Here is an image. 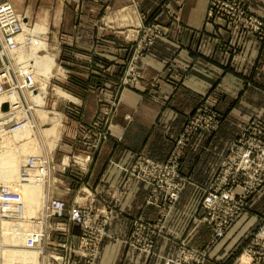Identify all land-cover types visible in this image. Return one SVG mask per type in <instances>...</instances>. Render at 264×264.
Returning a JSON list of instances; mask_svg holds the SVG:
<instances>
[{
  "label": "crops",
  "instance_id": "obj_1",
  "mask_svg": "<svg viewBox=\"0 0 264 264\" xmlns=\"http://www.w3.org/2000/svg\"><path fill=\"white\" fill-rule=\"evenodd\" d=\"M208 1L66 0L42 4L39 0H29L25 9L36 20L40 18L38 12L46 11L45 20L53 43H59L61 35L77 52L95 44L96 47L104 46L112 39L106 36L104 40L103 28L98 26L105 9L121 11L115 13L113 20L103 21L115 33L122 27L147 23L144 18L147 14L149 21L156 16V22L166 32L155 40L140 61L143 77L140 87L122 91L117 116L112 121V136L94 158L81 183L100 194L96 202L98 207H103L104 198L116 196L119 199L111 208L107 236L96 264H163L162 257L173 255L182 238H187L190 245L203 247L209 241L211 230L199 224L196 216L201 188L212 180L228 143L242 125L253 115L264 118V38L241 37L235 30L206 25ZM163 4H168L175 12L176 20L168 17ZM248 4L253 13L264 18V0H248ZM58 50L59 45L56 52L60 54ZM236 62L239 68L234 67ZM60 71L66 72L61 67ZM94 81L100 88L88 92L83 99V122L89 121L97 109L98 91L101 88L111 90L115 79L105 74L95 77ZM206 97L210 101L214 99L223 114L220 130L211 135L198 133L189 144L181 160L188 183L165 229L159 234L162 235L153 245L151 255L128 243L127 238L135 220L155 224L159 208L146 202L147 185L137 179L126 180L120 166L128 165L139 151L156 160H164L186 115ZM56 154L61 156L57 161H61L63 153ZM75 177L78 178L70 172L56 177L62 188L55 194L62 196L69 205L75 196L79 202H85L83 191L77 190L81 184H76ZM53 183L55 186L56 182ZM262 211L264 188L252 198L225 237L213 246L205 264H222L221 261L238 251L258 226ZM79 232L78 227H72L73 242H77Z\"/></svg>",
  "mask_w": 264,
  "mask_h": 264
},
{
  "label": "built area",
  "instance_id": "obj_2",
  "mask_svg": "<svg viewBox=\"0 0 264 264\" xmlns=\"http://www.w3.org/2000/svg\"><path fill=\"white\" fill-rule=\"evenodd\" d=\"M234 1L216 0L209 11L210 18L226 15L224 19L232 29L264 36V21L251 14L243 2ZM23 18L9 2L0 4V55L4 61H7L3 62L4 67L0 69V95L14 92L23 94V91L37 90L39 86L35 80V74L29 69L20 68L22 70L18 72L20 76L17 77L15 71L10 69L11 63L8 56L2 51L4 45L5 50L16 48L19 45V37L23 34ZM25 39L27 42V38ZM30 40L32 41L31 38ZM8 105L11 107L10 103ZM23 123L22 120L19 124ZM101 125L102 122L99 124V121H94L90 127L99 126L97 129H100ZM202 128L204 127L195 125L191 128L190 126L187 128V134L197 129L202 131ZM85 131L86 129L83 130V132ZM251 138L264 141V123L253 121L247 123L244 133L229 146L221 166L210 183L201 188L197 220L212 230L207 250H204L207 252L190 244H181L176 257L174 259L163 258V264H203L206 259H209L210 249L225 237L231 225L245 211L249 198L262 190L264 187V147L261 144L256 146ZM188 143V137H179L172 155L165 161L159 162L147 156L138 155L139 157L137 156L128 166H120V169L128 177L140 180L149 186L146 202L159 208L160 215L157 224L135 220L131 237L128 239V243L150 254L153 252L154 238L165 227V219L175 208L188 183L189 178L182 172L180 162L181 152ZM91 155L86 151L83 154H65L61 159L60 167H57L55 156L51 150L46 158L40 155L31 156L29 164L31 166L39 164L45 169L43 170L41 167L47 183L52 180L57 184L56 176H62L68 169H70L68 172L78 176L79 179H77L83 183L80 176L88 173L92 160ZM78 156L85 159L84 165H82L83 162L76 160ZM65 159L67 162L64 163ZM73 170L75 173L71 172ZM77 190L78 192L83 191L85 202H79L75 196L74 202L69 205L62 196L51 194L50 188L45 198L44 215L41 221L42 230L37 234L28 235L26 238L27 245L39 244L43 250H45L44 247L52 245L53 237L56 235L70 238L57 243L66 251L64 256H52L57 264H78L77 257L81 258L84 264H94L98 258L100 246L107 236L110 210L104 209V206H96L97 194L95 195L88 186L81 185ZM1 192L9 193L7 187H2ZM4 204L5 202L2 203V205ZM6 210L7 205L3 211ZM7 218L9 216L2 214V219ZM72 227L79 228L77 242L72 241ZM254 237L255 243L244 250L243 257H241V252L225 264H264V216ZM252 248H258L263 253H258Z\"/></svg>",
  "mask_w": 264,
  "mask_h": 264
},
{
  "label": "rangeland",
  "instance_id": "obj_3",
  "mask_svg": "<svg viewBox=\"0 0 264 264\" xmlns=\"http://www.w3.org/2000/svg\"><path fill=\"white\" fill-rule=\"evenodd\" d=\"M39 1L42 4H46L49 2L50 3H52V2L58 3L60 1L65 2L66 0H39ZM102 1L105 2V0H102ZM221 1H228V0H221ZM232 1H234V0H232ZM236 1H238L237 3L243 2L244 5L250 10V5L248 4V0H236ZM3 2L11 3L14 6V8L18 11L19 14H21L23 17L27 16L28 18H26V22H29L28 23L29 27H34L37 23H39L41 25L43 24L45 26V29H47L45 31H47V32H46L45 36L43 35L41 38V39H44L45 43H47L46 47H48L45 51V55L47 57H52L54 60V63L51 64V66L53 68L51 69V67L49 66V69H48L50 76H49V80H48L46 96L43 99V101H41L42 104L35 105V106L31 105L30 107H28L30 103H32V104L34 103L33 102L34 100L30 101L28 104H26L24 101V106L22 107L20 115L17 118H13L11 120V122L8 119L4 123L9 125L10 123L18 120V118H20V117L21 118L27 117V118H29V121H31L33 123H35V122L37 123V114L39 116V114L42 111L45 110V111H51V112L57 113L60 116V119L62 120V121L60 120L61 121L60 125H57V123H54V124L48 123V124L44 125V127L42 129V131L44 132L43 138L45 140L48 138L46 140L47 142L45 141V143H46L45 148L47 150L49 149L48 152H50V150H53V155L55 156L57 167H60V165H61L60 164L61 161L60 160L57 161V159L61 157V156H57V154H56L57 152H62L63 153L62 157H63L65 154H77V153L83 154L84 151H86V152L92 154L91 155L92 160L90 162L92 164L94 158L99 153V151L102 149L105 142L108 140V138L110 136H112V133H111L112 121L117 116V112H118V108H119V102H120V95H121L122 91L124 89H137L140 87V82L143 78L142 77V70L140 68V61L142 60L144 55L147 53V51L150 49V47L154 44L155 40L164 36V34H166V32L161 27V24L156 22L157 21L156 16H154V18L151 21H149L150 16L147 14V16L144 17L145 20H147V23L146 22L141 23L137 27H130V28L122 27L120 29H117L118 33H115V32H113L115 30L109 29L108 27H106L104 25V22L113 20V18L116 16L115 13L118 14L119 10L113 11V10L105 9L102 16H101L102 20L99 18L100 20L98 21V24H99L98 26L103 28V32H104L103 33V35H104L103 39L104 40H105L106 36H108V37L112 36V39H109L110 40L109 43H107V42L104 43V46L97 45L98 47H96V44L94 43L95 45L90 47L89 49H85L83 52H77V50H75V48L72 45H70V41L65 40V38H63L61 35H60L59 43H55V44L53 43V40H54L53 35H52V33H50L51 30L48 27L46 20H45L46 19L45 18L46 11L38 12L39 13L38 17H40V18L38 20H36L32 17L30 12L29 13L25 12V9L28 5L29 0H0V4ZM214 2H216V0H209L208 1V9L206 12L205 24L211 25V26L212 25L213 26H220L222 28L234 30L231 27H229L230 25L224 19L226 15L216 16V17L210 18L209 11L211 9V6L214 4ZM163 8L166 10V13L168 14L169 18H175V20L177 19L175 12L170 9V6H168V4H163ZM119 12H121V11H119ZM250 12H251V14L257 16L251 10H250ZM257 17H259V19L264 21V18H262L260 16H257ZM106 30H107V32H106ZM238 34L241 35V37H244L246 35H252V36H255L256 38H259V39L264 38V36H261L259 34H255V33H251V32H238ZM27 35L29 36L31 34H26V36ZM27 38H28L27 39L28 41L30 40V38L32 40L38 39L36 37H27ZM28 41L25 44L26 48L24 47V49H26V50L28 49L29 44H32V45L34 44V42L32 43L31 40L29 42ZM58 45H59L58 51H60V54L58 52H56ZM120 52L121 53L123 52V54H124L123 57L122 56L120 57ZM50 54H52V55H50ZM119 59L121 61H119ZM3 62H7V61H4L2 59V56H0V69H2L4 67ZM113 64H117L115 68H111L113 66ZM60 67L66 70L65 74L60 73L61 72ZM234 67L239 68L238 62H236ZM72 70H75L76 73H73ZM105 74L108 77L111 76V78H114L115 82L110 87L111 90H104V88H101L98 91L97 109H96L93 117L89 121L83 122L82 121V117H83L82 101H83V99H85V97H87L88 92H90V91L95 92L96 89L100 88L94 84L95 83V81H94L95 77L101 78ZM35 77H37V80L41 83L42 74H41V77H40V75L39 76L36 75ZM151 85L154 87L156 86V84L154 82H152ZM58 91L66 92L70 96L72 95V97L75 99V101H73V100L69 101V100L61 97L59 95ZM19 94H22V93L19 92ZM21 97L23 100L25 99L23 95H21ZM4 101L5 102H3V103L7 104L8 100H7V102H6V100H4ZM214 102H215L214 99H213V101L212 100L210 101L209 98H207V97L203 98L193 108V110L186 115L184 122H183V125H182V128H181V131H180L179 135L177 136V138L174 140V143H173L170 151L168 152V154L164 160H156V159L146 155L142 151H139L135 154L133 160L129 164H131L136 159V157L138 155L139 156L140 155L147 156V157L152 158V159L159 161V162L169 159L170 156L172 155V151L174 150V147H175L177 140L181 136H183L184 138L188 137V139H189V143L187 144V147L184 150H182V152H181V159L180 160H182L183 155L185 154L189 144L192 142V140L196 134L203 132L204 134L211 135V134H215L217 131L220 130V126H221V123H222V120L224 117H223V114L219 112V110L217 109ZM3 103L1 104V107H2L1 109H3V105H4ZM31 107H33V109H35V112H36L35 114H32ZM9 110H10V107L7 104V109L6 110L3 109V111H9ZM94 121H99V124L102 122L100 129H97V128H99V126L96 128L90 127V125ZM251 121L264 123V118H262L259 115H253L252 117H250L242 125V127L240 128L238 133L234 136V138H232L230 140V142L228 143L227 148H226V152H225L222 160L225 158L231 143L234 140H236L237 138H239L244 133V130L246 128L247 123L251 122ZM4 125L2 126L3 129H4ZM195 125L200 126V127H204V128H202L203 129L202 131L199 130L200 129L199 128V129H197L198 131L193 130L190 134H187V128L190 126H191V128H193ZM52 128H53V130H52ZM81 128H82V130H81ZM3 129H1V132H3L4 134L0 135V143L2 141L1 144H3L5 146V148L3 150L5 151V149H7L8 147H10V148H8L9 150H13L15 146L9 140V138L11 139L12 133L8 131V132H6L7 133L6 134ZM85 129H86V131L83 132V130H85ZM95 129H97V130H95ZM54 131H55V133H54ZM45 134L47 137L45 136ZM85 135H87L88 137H86ZM3 140H4V142H3ZM7 140H9V142ZM38 140L40 141V138H38ZM5 141L7 144L5 143ZM39 141L32 140V143L30 142L29 144H26V145L22 144L21 149L23 146H24L23 148L25 149L23 156L35 155V154L41 155V153L45 151V148L42 144L37 146V143ZM252 142L256 146L261 144V146L264 147V141H262L261 139H257V140L252 139ZM26 147H27V149H26ZM67 149L71 150V152L68 151ZM63 150H66L67 152H64ZM38 153H40V154H38ZM222 160H221V162H222ZM221 162H220V164H221ZM220 164H219L218 168L221 166ZM128 165H126V166H128ZM120 170L122 173H124L122 171V169H120ZM68 171H70V169H68ZM66 173H64L62 175H65ZM85 174L87 175L88 173H85ZM124 175L126 176V180L134 179L132 177L131 178L128 177L127 174H125V173H124ZM56 177H58V176H56ZM80 177L83 179L84 175H82ZM76 179H77V177H75V179H74L76 181V184L80 185L81 184L80 180H76ZM9 180H11V181H9ZM5 181L8 184L9 183L12 184L11 186L13 188L16 185H18V186L23 185V184L19 183L18 179H7V180L0 179V183L3 182V184H6ZM14 182L16 183V185ZM53 184L54 183L52 182V187H51L50 193L51 194H54V193L59 194L58 191L61 190L62 187L59 186L58 184H55V186H53ZM48 186L50 188L49 183L46 184V187H47L46 191L47 192L49 190ZM147 188H148V191H147L146 198L148 197V194H149V186L148 185H147ZM183 191H182V193H183ZM259 192H257L256 194H258ZM93 193L95 195L96 194L98 195V196L96 195V198L100 197L99 193H96L94 191H93ZM255 195H253L249 198L247 204H249V202L252 200V198ZM200 197H201V193L199 195V199H200ZM104 199L106 201L103 202V204H104L103 208L109 209L110 213H111V208L115 205L116 202H118L119 199L116 196L115 197L113 196V198L111 197V199H107V198H104ZM179 200H180V198H179ZM179 200H178V202H179ZM178 202L176 203L175 208L177 207ZM260 207L262 208V206H260ZM17 208L18 209H16V210L21 213L22 207H17ZM198 213H199V209H198ZM198 213H197V217L199 216ZM21 214H23V213H21ZM159 215H160V213H159ZM171 215H172V212L165 219V223L171 217ZM240 215H239V217H240ZM26 216H28V215H26ZM34 216L36 218L39 215H34ZM263 216H264V212L261 215L262 219H263ZM0 218H1V216H0ZM7 219L1 218V220L9 221V218H7ZM158 219H159V216L156 219V224L158 222ZM237 219H236V221H237ZM10 220H11V218H10ZM261 220L259 221L258 226L256 228H254V230L244 240L242 245L239 247L238 251L236 250L234 252V254H231L227 259L221 261L222 264H225L230 259L231 260L234 259L235 256L239 255L241 252H242L241 257H243L244 250L247 249V247H249L251 244L255 243L254 234H255L256 230L259 228V226L261 224ZM21 221H23V220L21 219ZM109 221H110V216H109L108 224H109ZM235 222L231 225V227L235 224ZM199 224H202V223H199ZM33 226H34V222H30V228ZM107 227H108V225H107ZM208 228H210V227H208ZM164 229H165V227L161 230L163 231ZM210 230H211V228H210ZM131 231H132V228H131ZM131 231H130V234H131ZM130 234L128 235L127 241L129 239V237H131ZM161 235H157L154 238V244L160 238L159 236H161ZM211 236H212V230H211ZM211 236H210V238H211ZM210 238H209V240H210ZM0 239H2V238H0ZM66 239H70V238H66V237H63L60 235H56L53 237L52 245L45 247L46 252H44V255L47 259L45 257H44V259L47 260L46 264H57V261L52 259L53 255H56V256H64L65 255L66 251L64 249H62L60 246H58L57 243L59 241H65ZM187 240H188L187 238H182L180 240V243L178 244L176 250H175V253L173 255H170V256H163L162 260H164L163 258L174 259L176 257V255L178 254V247L181 244H190L189 241H187ZM208 242H206L205 245H203V247H196L193 245L192 246L199 248L200 250H203V252H207L204 250H207ZM49 247H51L52 249H50ZM39 248H41V247H39ZM100 249H101V246H100ZM252 249L258 253H263V251L259 250L258 248H252ZM210 251H211V249H210ZM210 251H209V253H210ZM38 253H39V250H38ZM153 253H154V251L151 253V255ZM209 253H208V255H209ZM50 254H51V256H50ZM38 256L41 257L40 253L38 254ZM40 257H38L39 261H41ZM98 257H99V255H98ZM97 260H98V258H97ZM208 260L206 259L203 264L207 263ZM18 261H16V263ZM76 261L78 264L80 261L83 262V260L81 258H78V257L76 258ZM83 264H84V262H83ZM94 264H96V262Z\"/></svg>",
  "mask_w": 264,
  "mask_h": 264
},
{
  "label": "bare ground",
  "instance_id": "obj_4",
  "mask_svg": "<svg viewBox=\"0 0 264 264\" xmlns=\"http://www.w3.org/2000/svg\"><path fill=\"white\" fill-rule=\"evenodd\" d=\"M12 7L14 8L13 5ZM26 18L28 17L26 16L23 18V34L19 37V45L16 48L10 50H5L4 45L2 51L3 54L8 56L9 62L11 63L10 69L12 71H15V75L17 77L20 76V74L18 73L22 70L20 68H24L31 70L35 74V76L40 75L41 77L42 74V80L40 83L37 80V77H35V80L39 85L37 90L31 92L23 91V94L14 92L11 94L3 93L0 95V135L4 134L3 132H1V129H3L2 126L5 124L3 130L5 133L8 131L12 133L11 139L9 138V140L15 146L13 150H9L8 148L10 147H8L4 151L3 149L5 148V146L1 144L2 141L0 143V179H18L19 183L23 184L18 186L14 182L17 187L15 186L13 188L11 186L12 184L9 183V185L6 181V184H3V182L0 183V216L1 218L2 214H6L7 216H9V221H4L0 218V238H2L0 239V264H46L47 258L45 257L46 259H44V250L42 246L39 244H36L35 246H29L26 243V238L28 235L30 236L32 234H37L38 232H41L43 227L41 221L44 215L45 198L47 195V183L45 182L43 171L45 169L39 164L36 166H31L29 164V158L31 156H37V154L23 156L25 149L23 148L24 146L21 149V146L22 144L26 145L30 142L32 143V140L39 141L38 138H40V141L38 142L39 144L37 143V146L42 144L45 148V141L48 138L46 140L43 138L44 132L42 131V129L44 125L48 123H57V125H60L62 121L57 113L44 110L39 114V116L37 114V123L35 121V123L29 121V118L27 117H20L18 118V120L10 123L9 125L4 123L8 119L11 122L13 118H17L20 115L22 107L24 106V101L26 104H28L30 101L34 100V103H30L28 107H30L31 105L35 106L42 104L41 101H43L46 96L48 80L50 76L48 69L49 66L51 67V69L53 68L51 66V64L54 63L53 58L47 57L45 55V51L48 48L46 47L47 43H45L44 39H41L43 35L45 36L47 32L45 30L47 29H45V26L43 24L41 25L39 23H37L34 27H29V22H26ZM26 34L31 35L26 36ZM25 37H36L38 39H33L31 42H34V44H29L28 49L26 50L24 49L25 44L27 43ZM58 93L61 97L69 101H75L72 95L70 96L66 92L58 91ZM21 95L24 96V101ZM4 100H6V102L8 100L7 104H11L9 111H3V109H1V104L5 102ZM31 112L32 114L36 113L33 107H31ZM22 120L24 121V123L19 124ZM17 124H19L18 127ZM9 140L7 141L9 142ZM48 150L45 148V153L42 152L40 156L46 158V155L49 153ZM65 160L64 163L67 162V159ZM76 160L83 162L84 165L85 159L83 157L78 156ZM41 167L43 168V170L41 169ZM49 185L51 188L52 180L51 182H49ZM2 187H7L9 193H2ZM4 202L5 206L2 205V203ZM6 205L7 210L3 211L6 209ZM17 207H22L21 213L23 214L16 210L18 209ZM34 215L39 216L35 218ZM21 219L23 221H21ZM30 222H34V226L31 228ZM38 250L41 257L38 256ZM38 257H40L41 261L38 260ZM16 261L18 262L16 263Z\"/></svg>",
  "mask_w": 264,
  "mask_h": 264
},
{
  "label": "water",
  "instance_id": "obj_5",
  "mask_svg": "<svg viewBox=\"0 0 264 264\" xmlns=\"http://www.w3.org/2000/svg\"><path fill=\"white\" fill-rule=\"evenodd\" d=\"M3 109H4V110L7 109V104H6V103L3 105Z\"/></svg>",
  "mask_w": 264,
  "mask_h": 264
}]
</instances>
